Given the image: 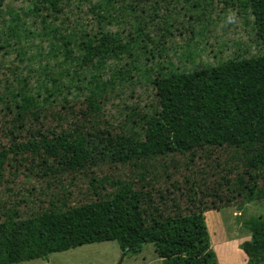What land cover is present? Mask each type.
Here are the masks:
<instances>
[{
    "label": "rangeland",
    "instance_id": "obj_1",
    "mask_svg": "<svg viewBox=\"0 0 264 264\" xmlns=\"http://www.w3.org/2000/svg\"><path fill=\"white\" fill-rule=\"evenodd\" d=\"M72 2L73 7L79 4L76 0ZM11 3L15 7L24 6L22 0ZM155 4L160 8L175 5L174 0H159ZM176 9L169 34L162 41L154 45L137 44L131 56L106 60L98 70L97 78L101 81L95 79L94 84L97 81L102 86V115L107 123L87 129L95 158L86 164L84 173L94 172L103 184L99 186L96 182L95 190L107 196H112L122 182L142 187L143 193L149 191L151 195L143 201L153 202L152 205L147 202V207L140 205L139 210L146 209L143 214L139 212L141 218L150 220L158 214L163 230L197 241L203 238L204 225L218 264H246V255L239 249L250 238L246 224L264 221V198L244 201L249 181L255 180L259 187L264 184V123L259 119L255 129H251L241 122L239 112L245 105L242 94L247 90L234 84V68L242 61L259 59L260 62L254 63L258 68L263 63V54L255 40L248 10L239 13L225 0H215L203 12L193 15ZM4 52L0 51V92L5 86L17 84L14 80L32 66L29 59L30 55H36V48L32 47L22 59L17 58L15 47L7 50V54ZM80 67L76 64L79 77L89 81L94 70L90 66ZM172 73L178 76L172 77ZM72 77L62 81L74 86L76 77L70 82ZM170 77L173 82L168 80ZM24 78L29 88L36 89L38 81L51 88L39 71H27ZM77 95L70 87L48 96V101L41 96L38 99L42 105L41 116L36 122L31 119L29 132H16L12 139L22 140L24 134L36 133L40 126L45 135L60 130V126L72 128L81 122L88 112L83 98ZM154 110L156 116L151 123H140L141 114L152 118ZM12 117L13 114L3 110L0 129L11 128ZM186 117L195 125L184 121ZM215 118L227 127L215 132L209 125ZM108 122L111 123L107 125ZM116 124L135 129L140 134L138 139L144 142L142 148L146 149L139 152L122 148ZM176 124L184 128L188 125L189 135L196 126L195 130L208 143L190 144L188 148L177 146L174 139H167L166 132ZM5 127L4 132L9 134ZM205 127L207 134L203 137L200 132ZM245 134L249 138L245 139ZM8 138L0 131V144L6 145ZM19 158L5 162L1 171L0 198L7 207L31 214L51 204L63 203L76 216L83 217L85 209L97 201L92 183L83 173L75 169L60 170L54 161L46 170L43 155ZM142 166L146 169L145 177L139 183L135 174ZM125 205L117 204L115 218L125 214L123 224L129 227L133 220L128 218L131 213H126ZM95 214L93 211L90 217ZM102 216L99 215L98 221ZM109 216L117 222L113 215ZM15 264H162V258L150 243L143 244L138 251L123 254L118 240H114L87 243L51 253L46 260Z\"/></svg>",
    "mask_w": 264,
    "mask_h": 264
},
{
    "label": "trees",
    "instance_id": "obj_2",
    "mask_svg": "<svg viewBox=\"0 0 264 264\" xmlns=\"http://www.w3.org/2000/svg\"><path fill=\"white\" fill-rule=\"evenodd\" d=\"M11 1L0 0V51L7 54V50L15 47L17 58L22 59L35 47L36 55H30L29 60L33 64L14 80L17 84L5 86L0 92V113L5 110L13 114L11 128L2 126L0 129L2 134L9 136L6 145L0 144V178L2 167L10 159H24L33 154L43 155L47 162L44 163L46 170L48 164L54 161L60 170L75 169L83 173L92 183L93 195L98 199L93 201L90 209H85L83 217H78L71 207H65L63 203L61 206L51 204L48 208L25 214L17 211L16 207H7V203L0 198V264L46 260L54 252L92 242L114 240H118L123 254L138 251L143 244L150 243L162 258V264H218L216 254L208 243L204 225L201 241L176 232H166L158 214L150 220L139 216L146 210H139L140 205H152V200L143 201L151 196L149 191L143 193L142 187L136 188L131 182H122L112 196H107L95 190L96 182L103 186L95 173H84L86 164L95 158L87 129L107 123L102 115V86L97 81L94 84L95 79L100 80L97 78L98 70L105 65L106 60L121 59L123 55L131 56L137 44L154 45L162 41L169 34L176 8L193 15L203 12L215 0H174L175 5L171 8L154 6L159 0H76L79 4L75 7L71 5L73 0H22L24 6L19 7L13 6ZM225 2L234 6L239 13L249 11L255 40L263 54V63L258 68L254 63L260 62L259 59L242 61L234 68V84L247 90L242 94L245 105L242 112H239L242 113L240 120L242 119L243 125L255 129L257 120L263 119L264 123V0ZM36 42L38 43L35 44ZM76 64L80 68L90 66L94 70L89 81L85 77H79L80 71L75 69ZM27 71L42 73L51 88L40 81L37 82L36 89L29 88L24 78ZM70 75H74L70 82L76 77L74 86L62 81ZM171 75L178 76L174 73ZM172 77L168 79L170 82L174 81ZM65 87H73L78 93L77 97L83 98L88 112L86 117L72 128L60 126V130L45 135H42V126L39 125L40 132H31L28 136L24 134V139L14 141L12 138L16 134L29 132V122H36L41 116L42 105L38 99L44 95L43 100L47 98L48 101V96L67 89ZM185 110H188L187 106ZM154 116L155 110L152 118L149 114H141L140 123L149 124ZM184 121H191L190 124L195 125L191 118L186 117ZM109 123L111 122L107 125ZM209 125H212L215 132L227 127L222 120L216 118ZM152 126L155 127V124ZM4 127L9 134L4 132ZM116 127L119 129L122 148H132L140 150L139 152L146 149L142 148L144 142L138 139L140 134L135 129L131 130L129 126L120 124H116ZM195 127L189 135L191 129L188 125L184 128V125L176 124L167 129V139L172 138L177 146L186 145L187 148L190 144L195 146L208 143ZM185 132L187 133L183 136ZM200 133L203 137L206 136L207 128ZM244 138H249V135L245 134ZM185 141L191 143L184 144ZM170 147L168 145L167 149ZM145 170L142 166L135 174L139 183L145 177ZM229 170L230 168L228 172ZM3 189L6 191L7 188ZM244 196L245 202L264 198V184L259 187L255 180L249 181ZM118 203H126V213H131L128 218L133 220L132 226H124L125 214L115 218ZM93 211L96 214L90 217ZM100 214L103 216L98 221ZM109 215H113L117 222H113ZM246 226L251 233L250 238L239 245V249L246 255V264H264V221L250 222Z\"/></svg>",
    "mask_w": 264,
    "mask_h": 264
},
{
    "label": "crops",
    "instance_id": "obj_3",
    "mask_svg": "<svg viewBox=\"0 0 264 264\" xmlns=\"http://www.w3.org/2000/svg\"><path fill=\"white\" fill-rule=\"evenodd\" d=\"M250 234V233H249Z\"/></svg>",
    "mask_w": 264,
    "mask_h": 264
}]
</instances>
